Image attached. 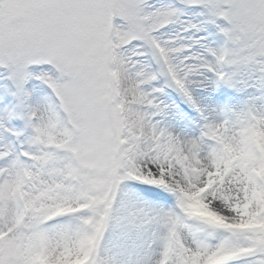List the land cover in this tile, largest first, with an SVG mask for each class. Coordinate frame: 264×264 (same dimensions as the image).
I'll list each match as a JSON object with an SVG mask.
<instances>
[{
  "label": "snow or ice",
  "instance_id": "snow-or-ice-1",
  "mask_svg": "<svg viewBox=\"0 0 264 264\" xmlns=\"http://www.w3.org/2000/svg\"><path fill=\"white\" fill-rule=\"evenodd\" d=\"M0 264H264V0H0Z\"/></svg>",
  "mask_w": 264,
  "mask_h": 264
}]
</instances>
